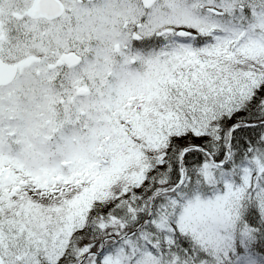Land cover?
I'll return each instance as SVG.
<instances>
[{"label": "snow or ice", "instance_id": "snow-or-ice-1", "mask_svg": "<svg viewBox=\"0 0 264 264\" xmlns=\"http://www.w3.org/2000/svg\"><path fill=\"white\" fill-rule=\"evenodd\" d=\"M0 264H264V0H0Z\"/></svg>", "mask_w": 264, "mask_h": 264}]
</instances>
